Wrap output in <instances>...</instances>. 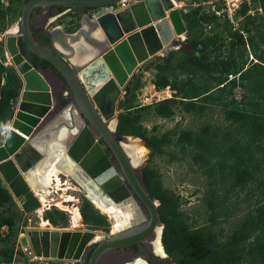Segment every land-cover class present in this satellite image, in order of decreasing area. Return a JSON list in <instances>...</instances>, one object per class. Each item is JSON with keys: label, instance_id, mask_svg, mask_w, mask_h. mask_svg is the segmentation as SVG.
I'll use <instances>...</instances> for the list:
<instances>
[{"label": "water", "instance_id": "water-1", "mask_svg": "<svg viewBox=\"0 0 264 264\" xmlns=\"http://www.w3.org/2000/svg\"><path fill=\"white\" fill-rule=\"evenodd\" d=\"M121 1L25 0L22 4L15 30L3 39L5 52L20 75L22 85L17 108L10 122L11 128L0 143V177L23 211L38 209L40 201L25 175L43 166L51 153L52 144L56 142L63 147L55 164L61 173L67 174L70 167L75 165L76 172L94 191L98 190L115 199L125 198L129 190L114 169L109 167L96 141V137H101L119 160L132 189L148 207L151 223L158 222L161 230L157 201L149 196L145 184L134 176V169L139 167L140 161L133 164L131 156L124 149L123 141H129L130 138L124 137L120 142L116 139L115 109L137 65L151 56L167 54L183 45L186 26L174 0H139L114 9L113 6ZM42 4L96 8L92 17L86 20L91 34L84 37L81 54L76 48L83 41L80 39L81 31L65 33L62 42H59L60 48L69 56L70 65L40 44L31 33V13ZM19 39L32 54L54 66L66 80L73 96L70 109L54 112L52 85L22 53ZM40 144L44 146L41 150ZM72 176L82 186L81 180ZM92 234L90 230L85 231L76 252L69 250L65 257L77 259ZM59 235L58 231H44L41 250L36 232L28 230L29 242L21 237L20 245L27 246L29 243L36 256L62 257V250L56 251ZM66 235L68 233L62 234L64 237ZM140 236L112 237L116 238L112 243L103 244L94 252L91 264L104 247L132 242Z\"/></svg>", "mask_w": 264, "mask_h": 264}, {"label": "rangeland", "instance_id": "rangeland-1", "mask_svg": "<svg viewBox=\"0 0 264 264\" xmlns=\"http://www.w3.org/2000/svg\"><path fill=\"white\" fill-rule=\"evenodd\" d=\"M135 1L139 0H122L115 4L113 8L118 9ZM24 2L25 0H0V63L2 64L1 67H3L2 71H0V143L6 133L5 128L14 116L22 85L20 75L13 66L11 58H7L9 56L5 52L3 39L5 35L11 33L17 26L20 9ZM174 2H176V8L184 21L186 32L184 33L183 45L169 52L174 55L172 63L184 54L185 48L191 51L189 46L191 37L198 34V25H201L199 14H210L213 8L218 9L217 6H220L219 15L213 12L214 15L219 17L217 19L219 25H212L215 21L203 24L202 32L208 34L211 29L212 32L218 31L219 28L224 29V33L218 34V38L221 39L228 37L226 34L228 32L224 27L225 18L232 22L233 29H241V33L246 37L247 34L242 29L240 22L245 21L244 19L247 15H251L255 16V19L252 20L254 24H259V16L262 13L258 0H174ZM92 10L87 12H92ZM84 11V8L73 9L66 13L67 16L61 17L62 19L58 18L54 22L47 23L46 27L54 24L65 25L70 18L76 21ZM188 22L192 25L191 29L188 28ZM248 52L249 55L247 56L245 67H249L253 61H256L250 48H248ZM169 53L151 56L134 69L124 92L117 100L114 133L121 140L123 137H129V141L134 138L140 139L147 147L146 154L140 160V165L137 169L141 171L143 181H145V178L149 180V185L146 186L150 196L157 201L159 214L160 209L174 213V215L177 214L174 221L180 225L177 228L174 224V231H172V221L160 215V222L162 223L160 240L164 249L172 256L170 252L173 248V239L177 247L189 249L190 254L201 255V251L205 249L207 242L209 244L214 241L222 242L229 233L239 226L244 215L253 207L255 198L258 196V190L255 186L257 182L250 181L242 189L238 188V186L230 188L231 192L224 198V192L231 187L230 180L221 185L212 183L213 179L206 173L205 166L195 159L196 149L193 147L182 149L180 146L170 145L164 153L151 155L150 148L146 145L143 138L135 132L139 126L145 128L147 132H155L159 135L170 131L178 133L181 130L199 129L203 125L212 126L214 129L218 127L225 128L229 123V120L225 117L227 106L217 102H206L203 108L196 112L198 109L186 111L182 104L176 102L171 105L173 113L168 117L157 115L150 109L139 112L138 122L134 126L128 121H124V116H132L128 114L129 111L134 110L138 106L174 97L175 90L171 89L170 86H168L170 88L168 97H153V94H151L155 91V88L157 90L162 88L155 87L153 84L157 72L154 64H163L164 57ZM11 75L18 82V95L14 98L11 97L13 85L2 89L11 83ZM136 78L140 79V86L131 92L128 91ZM242 91V88H236L234 93L236 98L235 96L234 98L240 100V105L244 107L246 99L242 97ZM253 94L257 96L258 93L247 91V97ZM2 98L7 100L5 105L1 103ZM194 101L196 105H199V100ZM120 102L123 103L122 106H119ZM128 105H132V107L128 108ZM217 139H220V137ZM126 142L123 141V144H126ZM59 176L62 180L63 188L56 189L51 187L52 193L47 197L46 207L42 213L36 212L37 209L31 212L23 211L0 177L1 187L6 189L11 196L10 199L4 200L0 194V219L11 221L10 225L3 224L0 226V264H54L46 260L47 258L35 257L29 246L23 247L19 244V237L36 226L39 216L47 217L54 224L62 225L66 223L69 216L72 215V211L77 207L89 229L96 228V225L103 221L101 219L102 216L95 206L91 204L82 186L68 174L59 172ZM257 178L259 179V175ZM67 185L72 188L64 189ZM69 197L73 199L70 200ZM76 199L77 201H75ZM211 199L218 206L219 210L216 212L212 211L210 207ZM200 228L208 229V233H198ZM195 241L199 243V246L193 245ZM8 253L11 255L10 259H8ZM210 253L212 254L213 252L210 250Z\"/></svg>", "mask_w": 264, "mask_h": 264}, {"label": "trees", "instance_id": "trees-1", "mask_svg": "<svg viewBox=\"0 0 264 264\" xmlns=\"http://www.w3.org/2000/svg\"><path fill=\"white\" fill-rule=\"evenodd\" d=\"M258 3L262 10L259 24H254L252 20L255 16L251 15H247L245 21L240 22L246 37L241 33V29H233L232 22L226 18L224 27L228 37L218 38V34L225 32L220 28L214 32L211 29L208 34L202 32L203 24L215 21L212 25H219L217 15L220 13H214L215 10L219 11L220 6L210 14H199L201 25H198V34L191 37V51L185 48L184 54L174 63V55L169 53L164 57L163 64H154L157 72L153 84L155 87L170 86L175 90L174 97L138 106L129 111L128 114L132 116L123 118L134 126L138 122L139 112L150 109L157 115L168 117L173 113L171 105L176 102L182 104L186 111L198 109L196 112H199L206 102L227 106L225 117L229 123L225 128L214 129L212 126L203 125L199 129L181 130L178 133L170 131L159 135L147 132L139 126L135 132L150 148L151 155L164 153L170 145L180 146L182 149H196L195 159L205 166L206 173L213 179L212 183L221 185L230 180L231 187L224 192V198L231 192L230 188L238 186L242 189L250 181L257 182L255 186L258 196L253 207L224 241H214L210 244L207 242L201 255H197L190 254L189 249L177 247L171 238L173 248L170 253L176 264H264V0H258ZM191 27L188 22V28ZM248 48L252 50L256 61L245 67L249 55ZM1 66L0 63V71L3 69ZM10 77L11 83L2 89L13 85L11 97L14 98L18 95V82L13 75ZM139 86L140 79L136 78L128 91L131 92ZM236 88L243 90L242 97L246 99L244 107L240 105V100L235 99ZM247 91L259 95L247 97ZM194 100H199V105H196ZM6 102L7 100L2 98V105ZM122 105L120 102L119 106ZM130 107L132 105H128V108ZM219 137L220 139H217ZM144 180L146 185H149V180ZM212 192L216 194L214 190ZM0 194L4 200L11 197L1 185ZM210 201L212 211L219 210L214 204L215 201ZM160 215L172 221V231L174 224L179 227L180 224L174 221L177 214L160 209ZM3 224L10 225L11 221L0 219V226ZM199 232L207 234L208 229L200 228ZM193 245L197 247L199 243L195 241ZM10 256L8 253V259Z\"/></svg>", "mask_w": 264, "mask_h": 264}, {"label": "flooded vegetation", "instance_id": "flooded-vegetation-1", "mask_svg": "<svg viewBox=\"0 0 264 264\" xmlns=\"http://www.w3.org/2000/svg\"><path fill=\"white\" fill-rule=\"evenodd\" d=\"M73 9L76 8L61 6L56 4H42L36 6L33 9L30 16V30L34 38L40 44L47 47L55 54L59 55L69 65H70L69 56L65 54V51L62 48H60L59 42H62L61 40L63 34L79 33L81 31L80 39L83 41H81L82 43L80 42L79 45L82 44L83 46V42L85 41L84 37L89 35V33L91 34V30L88 28L86 20L92 17V15L96 11V8H84L85 11L80 14V17L76 21L70 18L69 20L70 22L68 21L67 24L65 25L54 24L50 27H46V24L54 22L58 18L62 19L61 17L65 15L67 16L66 13L72 11ZM91 9H93L92 12H87ZM84 22H86V25H84ZM18 45L22 53L26 56V58L42 72V74L47 78L49 83L52 85L54 92V100H55L54 112L58 113V111L61 112L70 109V106L73 103V96L66 80L61 76V74L56 70L54 66H52L47 61L39 58L38 56L32 54L26 48L25 43L21 39L18 40ZM46 137H48V135H46ZM116 139L119 142L122 141L121 138L117 136ZM96 141L102 148L109 162V167L114 169L115 173L118 175V177H120L124 185L129 190V195L125 198H120V199L112 198L104 194L103 192L95 190L96 192L104 196L103 198L105 201L104 205L105 206L107 205L106 207L108 209L112 207L114 208L116 207V209L114 210H117L119 212L118 215L121 216L119 221L121 222H116L118 220H114V218L110 216L107 212L102 211L101 208L97 207L89 197L88 198L91 204L95 206V208L99 211L100 215L102 216L101 219H103L102 222L96 225V228L89 229L87 227L88 225L85 224L82 215L78 220V224L76 226L72 225L71 216H69V219H67L66 223L62 225L54 224L47 217L39 216L36 226L32 229L33 231L36 232V240L38 242V246L42 250V236L44 231H48V232L58 231L60 235L58 236V240L56 242V248H57L56 251L59 252L60 250H62V257L51 258V257L36 256V255L34 256L43 257L45 259L47 258L46 260L51 261L54 264H91V258L94 252L103 244L112 243V240L116 239V238L112 239V237L117 236V238H124V237L129 238L132 235L135 236L141 234L140 237H138L132 242H127L122 244H112L110 246L104 247L93 264H176L173 257L167 253V251L164 249V247L161 244V240H160L161 230L159 228V225L157 224L158 222L153 224L151 223L152 217L148 207L138 197L136 192L130 186L128 180L126 179L121 169L119 160L116 158L109 145L101 137H96ZM43 147L44 146L40 144L39 149L41 150ZM75 169H76L75 165L71 166L67 174L72 179H74L72 174L73 175L75 174L74 176L77 175L76 176L77 179L82 180L81 174L76 172ZM134 176L140 182L145 184V187L147 189L146 183L142 179L141 171H139L137 168L134 169ZM82 188L84 189V187ZM84 191L87 195V191L85 189ZM111 204L112 207L110 206ZM157 206L158 204L156 203V210L158 211ZM127 214H130L131 216ZM158 215H159L158 221L160 222L159 211H158ZM43 220L49 221L48 225L43 226L42 225ZM114 221L116 224L114 223ZM87 230L92 231L93 234L88 240V242L85 245H83L78 258L77 259L66 258L65 257L66 253H68L69 250H71L72 253L76 252V249H78L81 240L84 236V233ZM64 233H68V235H66V237L62 236V234ZM21 237H25L26 240L29 242L27 231L24 235L22 234L19 237V244ZM27 246H29V243ZM48 247L50 249L49 243H48Z\"/></svg>", "mask_w": 264, "mask_h": 264}, {"label": "bare ground", "instance_id": "bare-ground-1", "mask_svg": "<svg viewBox=\"0 0 264 264\" xmlns=\"http://www.w3.org/2000/svg\"><path fill=\"white\" fill-rule=\"evenodd\" d=\"M175 7H176V2H175ZM14 30H15V28L12 31H14ZM95 36H97V34ZM82 47H83L82 44L77 45L76 48H77L78 54H81ZM7 58L9 59L10 56ZM151 94H153V97H155V96L159 97V98L168 97L170 95V88L168 86L162 87L161 90H157V88H155V91ZM10 128H11V126L9 123L8 126L5 128V130L7 131ZM123 146H124L125 151L131 156L133 164L136 161H140L142 159V157L146 154V151H147V147L140 141V139H136V138L131 139L130 141H127L126 144H124ZM51 148H52L51 153L48 156L45 163L43 164V166L40 169H38L36 171H31L25 175V178L27 179L31 189L38 196V199L40 201L41 206L36 210V212H38V213H42V211L45 209L47 197L52 193L51 187H54L56 189H62L63 188L62 187L63 183H62V180L60 179V176H59V172H61V171L55 165L56 161L59 158V155L63 151V147L59 143L55 142L52 144ZM81 182H82V186L87 189V196L92 200V202L97 207L101 208L102 211H105L110 216H112L114 218V220H118L116 222H121V221H119V219L121 218V216L118 215L119 212L117 210H114V209H116V207L115 208L112 207V204H111L110 206L112 208L108 209L106 207L107 205L106 206L104 205L105 204L104 203L105 201L103 199L104 196L102 194H99L98 192H96L98 190L94 191L93 188H91V186L86 184V182L84 180H81ZM68 188H72V187L68 186V185L66 188L64 187V189H68ZM69 199L72 200L73 198L69 197ZM75 201H77V199ZM127 215H130V214H127ZM80 217H81L80 211L76 207L72 211V215H71V223L73 226H76L78 224V220L80 219ZM122 219H124V218H122ZM48 222L49 221L43 220L42 225L46 226V225H48ZM114 223H115V221H114Z\"/></svg>", "mask_w": 264, "mask_h": 264}, {"label": "built area", "instance_id": "built-area-1", "mask_svg": "<svg viewBox=\"0 0 264 264\" xmlns=\"http://www.w3.org/2000/svg\"><path fill=\"white\" fill-rule=\"evenodd\" d=\"M213 9H214V8H213ZM215 13H216V14H219V11L215 10Z\"/></svg>", "mask_w": 264, "mask_h": 264}]
</instances>
